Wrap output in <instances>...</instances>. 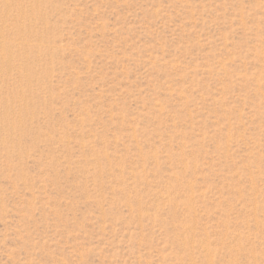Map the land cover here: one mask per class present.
I'll use <instances>...</instances> for the list:
<instances>
[{
    "label": "rangeland",
    "instance_id": "374dc122",
    "mask_svg": "<svg viewBox=\"0 0 264 264\" xmlns=\"http://www.w3.org/2000/svg\"><path fill=\"white\" fill-rule=\"evenodd\" d=\"M0 264H264V0H0Z\"/></svg>",
    "mask_w": 264,
    "mask_h": 264
}]
</instances>
